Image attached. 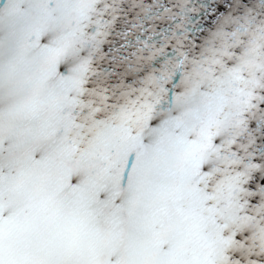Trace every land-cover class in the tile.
<instances>
[{
	"label": "snow or ice",
	"instance_id": "snow-or-ice-1",
	"mask_svg": "<svg viewBox=\"0 0 264 264\" xmlns=\"http://www.w3.org/2000/svg\"><path fill=\"white\" fill-rule=\"evenodd\" d=\"M0 264H264V0H0Z\"/></svg>",
	"mask_w": 264,
	"mask_h": 264
}]
</instances>
